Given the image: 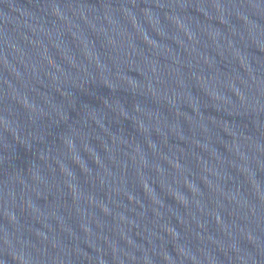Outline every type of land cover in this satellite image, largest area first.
<instances>
[{
	"label": "water",
	"instance_id": "obj_1",
	"mask_svg": "<svg viewBox=\"0 0 264 264\" xmlns=\"http://www.w3.org/2000/svg\"><path fill=\"white\" fill-rule=\"evenodd\" d=\"M0 264H264V0H0Z\"/></svg>",
	"mask_w": 264,
	"mask_h": 264
}]
</instances>
